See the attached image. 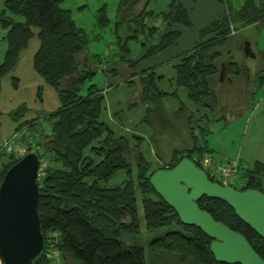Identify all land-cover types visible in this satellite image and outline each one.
I'll return each instance as SVG.
<instances>
[{"label":"trees","instance_id":"16d2710c","mask_svg":"<svg viewBox=\"0 0 264 264\" xmlns=\"http://www.w3.org/2000/svg\"><path fill=\"white\" fill-rule=\"evenodd\" d=\"M140 1L117 0V10L126 6L132 8ZM3 7L0 27L5 31L2 38L5 50L0 63V77L13 69L19 53L33 36L32 29H35L38 44L31 57V68L45 84L57 91L59 101L56 110L47 116L53 121L51 133L34 140V145L30 142L25 145L22 139V147H26L27 153L34 152L39 161L42 159L45 162L36 178V213L43 249L33 264H49L45 248L50 232L57 234L55 248L61 264H68L67 259L79 264H158L161 256L157 253L164 252L175 255L182 264H219L214 262L209 251L211 239L196 227L182 225L148 181L156 170L170 169L182 158H188L203 171L199 160L212 153L205 142L185 151H173L170 164L153 170L140 154L129 158L125 140L113 138L111 130L98 121L102 91L95 85H89L83 95L80 94L79 86L84 78L94 74L92 70L78 71L76 62L77 56L84 53L87 38L83 30L74 24L70 12L60 7V0H4ZM167 7L157 16L163 25V34L153 47L155 51L167 48L179 37V32L166 31L168 26L179 24L187 27L190 24L177 0H170ZM5 11L20 16L22 22L12 20L5 15ZM135 18L141 30L143 26L147 27V18H152V14L141 9ZM96 23L100 28L108 25L104 7L97 10ZM262 25L264 0H242L237 9L226 6L224 12L199 31L200 37L212 36L178 55L177 62L172 65L175 86L186 90L189 101L213 109L216 101L211 85L218 73L219 62L216 47L224 46L232 37L230 34L233 35L238 28ZM148 28V31L154 29ZM120 49L127 51L124 45H120ZM226 65H230L228 69ZM235 66L233 61L224 63L228 71ZM113 71V76H118L117 71ZM259 72L255 76L258 83L264 79V74ZM126 78L137 79L142 99H148L146 90L153 91L151 95L156 98L167 95L157 90L153 71L146 76H136L133 72L124 74L119 80L124 82ZM16 80L12 78L13 88L16 87ZM17 111L23 113L25 108ZM189 130L192 132V129ZM202 132L207 133L205 130ZM190 135L193 139L192 133ZM14 152H8L5 162L0 165V182L6 170L20 158ZM238 164L242 167L236 174L239 188L234 186V189H254L264 194V164L254 162L249 167ZM120 171L125 172L126 179L105 187L108 179ZM207 179L216 182L210 177ZM196 204L215 222L240 234L264 260L263 242L235 216L230 207L205 197H201ZM142 232L154 234L143 243H138L134 237Z\"/></svg>","mask_w":264,"mask_h":264},{"label":"rangeland","instance_id":"374dc122","mask_svg":"<svg viewBox=\"0 0 264 264\" xmlns=\"http://www.w3.org/2000/svg\"><path fill=\"white\" fill-rule=\"evenodd\" d=\"M177 1L190 24L187 27H180L179 24L168 26L167 30H178L179 37L167 48L155 51L153 47L163 34L160 19L154 20L155 16L147 18L154 22V29L148 31L151 26H143L140 30L135 17L141 9L157 17L168 9L170 0H141L136 6H126L120 11L117 10V0H60V7L70 12L74 24L83 30L87 38L84 53L77 56L76 62L78 71L92 70L94 74L84 78L79 86L80 94L83 95L89 85L102 90L103 102L98 121L111 130L113 138L125 140L129 158L140 154L150 170L170 164L173 151H185L204 142L212 151L209 157L214 162L221 157L231 160L237 157L241 161L242 158L250 160L263 157L264 79L258 83L255 76L260 69H264V26L238 28L235 36L230 37L224 46L216 47L218 61H233L236 66L227 72L225 80L219 77L222 82L217 84L219 96L215 97V109H207L189 101L186 90L175 86L171 80L174 77L172 65L177 62L180 53L209 36L200 37L199 31L212 22L225 5L221 0ZM3 2L0 0V12L4 9ZM227 3L234 9L241 0H227ZM100 7H104L109 20L103 28L96 23ZM5 15L22 22L20 16L7 11ZM32 32L33 36L19 53L13 69L0 77V165L7 158L5 143L8 142L10 149L16 151L24 145L23 138L25 145L28 142L34 145V140L49 135L53 121L47 116L59 106L57 91L45 84L31 68V57L38 44L36 30L32 29ZM4 34L5 31L0 27V63L5 50L2 40ZM120 45H124L127 51L120 49ZM241 45L247 46V50L243 48L241 51ZM241 67H246L249 75L243 68L242 76ZM113 70L117 71L118 76H113ZM150 71L154 72L157 90L166 93L165 97L156 98L151 95L153 91L146 90L148 99H142L140 94L139 98L136 94L141 88L137 79L119 80L124 74L133 72L136 76H146ZM259 74H264V71ZM12 78L17 79L15 88ZM251 96L252 101L263 98L258 111L249 117V111L244 110V114L238 116L239 111H236L245 107V103L251 101ZM22 107L25 111L19 113L17 110ZM220 113H223L221 120L213 121ZM13 134L16 137L10 139ZM239 147L243 148L240 155L237 154ZM224 162L228 161L220 163ZM132 170L134 173V166ZM125 179V172L120 171L112 175L104 186L111 187ZM235 188L238 189L239 185ZM154 233L142 232L134 238L138 243H143ZM157 256H161L158 264H182L175 255L169 253H157ZM67 263L79 264L68 259Z\"/></svg>","mask_w":264,"mask_h":264},{"label":"water","instance_id":"95a60500","mask_svg":"<svg viewBox=\"0 0 264 264\" xmlns=\"http://www.w3.org/2000/svg\"><path fill=\"white\" fill-rule=\"evenodd\" d=\"M37 168V155L26 153L6 170L0 182L1 264H33L43 249L36 213ZM148 181L182 225L196 227L211 239L209 251L215 263L264 264L240 234L215 222L196 204L201 197L225 203L263 242L264 252V194L210 182L188 158L170 169L156 170Z\"/></svg>","mask_w":264,"mask_h":264},{"label":"built area","instance_id":"2783aa9c","mask_svg":"<svg viewBox=\"0 0 264 264\" xmlns=\"http://www.w3.org/2000/svg\"><path fill=\"white\" fill-rule=\"evenodd\" d=\"M232 33V32H231ZM234 33V32H233ZM16 134H13L10 139H14ZM4 148L7 152L12 151L10 149L9 143L4 144ZM26 147H20L15 151L17 157H22L27 153ZM34 153V152H32ZM44 160H38V168L36 178L39 176L42 167L44 166ZM199 164L204 169V173L207 177L212 179L216 178L220 186H227L234 188L236 186V174L239 173L241 167L236 160H230L224 163H214L208 156H202L199 160ZM47 245L45 248V256L49 261V264H61L59 259V253L55 246L57 244V234L54 232L48 233L46 237Z\"/></svg>","mask_w":264,"mask_h":264},{"label":"crops","instance_id":"0c3cea01","mask_svg":"<svg viewBox=\"0 0 264 264\" xmlns=\"http://www.w3.org/2000/svg\"><path fill=\"white\" fill-rule=\"evenodd\" d=\"M222 1V3L225 5L224 7H223V9H222V12H224L225 10H226V6L228 7L229 6V4L227 3V0H221ZM241 2H242V0H241ZM142 3V2H141ZM241 4V3H240ZM239 6V5H238ZM238 6H237V8H238ZM237 8H234V9H237ZM221 12V13H222ZM220 13V14H221ZM153 16H155V19L154 20H156L157 19V17H156V15L155 14H152V17ZM154 18V17H153ZM215 18H213L212 20H214ZM188 21H189V19H188ZM148 22V25L149 26H151V27H153V25H154V22H153V20H148L147 21ZM190 23V22H189ZM180 27H183V26H181V25H179ZM245 28H247V27H245ZM168 29V28H167ZM166 29V31H168V32H173V31H176V32H179L178 30H167ZM235 34H236V32H234L233 33V35L232 34H230L231 36H235ZM179 35H180V32H179ZM162 36V35H161ZM160 36V37H161ZM212 35H209L206 39H204V40H200V41H197V42H195V43H199V42H202V41H205V40H207L208 38H210ZM160 39V38H159ZM159 42V41H158ZM195 43H193V44H195ZM192 44V45H193ZM192 47V46H191ZM190 47V48H191ZM217 49V48H216ZM226 49V48H225ZM216 52V51H215ZM218 54H219V52H218ZM219 62H221V61H219ZM217 63V67H218V70H219V74L217 73L216 74V76L212 79V85H211V87H212V90H213V92H214V95H215V97L216 96H219L218 95V90H219V88H218V86H217V84L218 83H220V82H222V81H219L220 80V78L219 77H222V79L223 80H225L226 78H225V75H227V72H229L228 70H226V68L228 69V66H230V65H226V68H224V63H222V65H220V63ZM244 68V72L245 73H248V75H249V72H248V69L246 68V67H243ZM243 68L241 67V69H242V73H241V75L243 76L244 74V72H243ZM263 69V68H262ZM262 69H260V70H262ZM248 75H246V79H247V77H248ZM174 76H175V72H174ZM249 78V77H248ZM173 82H174V77L171 79ZM247 81H249L248 79H247ZM108 87H110V86H108ZM102 91V90H101ZM217 93V94H216ZM139 94H141V90L138 92V94H136L138 97H139ZM141 96V95H140ZM140 98V97H139ZM252 96L250 97V100L251 101H247V103H245V107H243L242 106V108L241 109H239V110H237L236 112H238L239 111V113H238V116H241V115H243L244 114V110H246V111H249V117H251V116H253V114H254V112L255 111H258V109H259V104L262 102V97H260V98H258L256 101H252ZM205 107V106H204ZM207 109H210L209 107H206ZM264 108V107H263ZM212 109V108H211ZM213 109H215L214 107H213ZM212 109V110H213ZM264 110V109H263ZM251 113V114H250ZM223 113H220V114H218V118H217V120H221V118H222V115ZM249 119V118H248ZM263 138H264V136H263ZM242 150H243V148L242 147H239L238 148V150H237V154H239L240 155V153H242ZM210 159H211V157H210ZM221 159V160H220ZM219 159V161H216V163H220V162H223V161H230L231 159H227V158H223V157H221ZM243 159V161H241L239 158H235V160H238V163H240V165H242L243 167H249V166H251L254 162H258V163H262V164H264V154H263V157H254V159H250V160H248L247 158H242ZM212 160V159H211ZM212 162H214L213 160H212ZM215 163V162H214ZM242 168V167H241ZM240 172V171H239ZM262 190H263V193H264V178L262 179ZM71 261V260H70ZM73 262V261H72ZM75 263V262H74Z\"/></svg>","mask_w":264,"mask_h":264},{"label":"flooded vegetation","instance_id":"af4514ba","mask_svg":"<svg viewBox=\"0 0 264 264\" xmlns=\"http://www.w3.org/2000/svg\"><path fill=\"white\" fill-rule=\"evenodd\" d=\"M243 48H244V51H246L247 50V46H245V47H243L242 45L240 46V50L242 51L243 50ZM220 63V65H222V62H219ZM218 74H219V70H218Z\"/></svg>","mask_w":264,"mask_h":264}]
</instances>
